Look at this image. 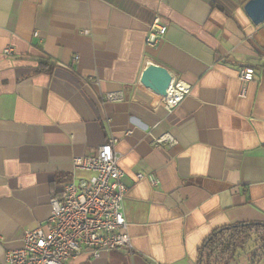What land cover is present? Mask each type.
<instances>
[{
    "label": "crops",
    "instance_id": "obj_1",
    "mask_svg": "<svg viewBox=\"0 0 264 264\" xmlns=\"http://www.w3.org/2000/svg\"><path fill=\"white\" fill-rule=\"evenodd\" d=\"M247 1L0 0V264L47 227L52 196L91 175L74 159L111 139L134 254L68 264H199L215 231L264 224V23ZM156 17L167 31L149 46ZM151 62L190 86L171 112L140 81ZM244 65L256 77L242 96Z\"/></svg>",
    "mask_w": 264,
    "mask_h": 264
},
{
    "label": "built area",
    "instance_id": "obj_2",
    "mask_svg": "<svg viewBox=\"0 0 264 264\" xmlns=\"http://www.w3.org/2000/svg\"><path fill=\"white\" fill-rule=\"evenodd\" d=\"M166 31L167 25L156 17L147 33V45H157ZM3 54L11 56L14 49L7 47ZM255 77L252 65L238 68L240 95L248 92ZM189 91L188 84L173 80L167 95L161 96L160 105L171 112ZM103 98L121 101L124 95L107 93ZM164 142L174 143V138L167 133L158 139V143ZM119 161L114 139L89 155L76 157L75 168L91 175L66 184L61 196H52L47 227L26 230L22 246L7 251L3 264H68L84 253L99 257L103 252L120 250L132 256L134 249L124 215L127 186ZM144 176L138 174V178ZM150 178L157 184L154 177Z\"/></svg>",
    "mask_w": 264,
    "mask_h": 264
},
{
    "label": "trees",
    "instance_id": "obj_3",
    "mask_svg": "<svg viewBox=\"0 0 264 264\" xmlns=\"http://www.w3.org/2000/svg\"><path fill=\"white\" fill-rule=\"evenodd\" d=\"M40 69H52V65H48V60H42ZM251 240L255 241L249 251L253 250L251 264H259L264 256V224L258 223H240L215 231L203 245L204 253L199 264H230L240 256L241 251H246Z\"/></svg>",
    "mask_w": 264,
    "mask_h": 264
},
{
    "label": "water",
    "instance_id": "obj_4",
    "mask_svg": "<svg viewBox=\"0 0 264 264\" xmlns=\"http://www.w3.org/2000/svg\"><path fill=\"white\" fill-rule=\"evenodd\" d=\"M244 10L255 25L264 23V0H248ZM140 81L144 88L166 96L173 81V74L166 67L151 62L144 69Z\"/></svg>",
    "mask_w": 264,
    "mask_h": 264
},
{
    "label": "rangeland",
    "instance_id": "obj_5",
    "mask_svg": "<svg viewBox=\"0 0 264 264\" xmlns=\"http://www.w3.org/2000/svg\"><path fill=\"white\" fill-rule=\"evenodd\" d=\"M255 245V241H252L249 243L248 246H246V251L251 250ZM246 251H241V254L239 257H237L233 262L230 264H251V261L253 260V256L251 253H246ZM260 264H264V257H262V260L260 261Z\"/></svg>",
    "mask_w": 264,
    "mask_h": 264
}]
</instances>
